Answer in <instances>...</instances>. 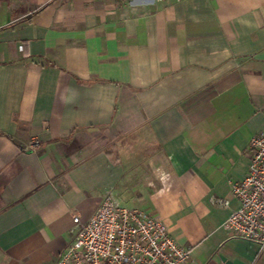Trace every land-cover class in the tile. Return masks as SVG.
Segmentation results:
<instances>
[{
  "label": "crops",
  "instance_id": "0c3cea01",
  "mask_svg": "<svg viewBox=\"0 0 264 264\" xmlns=\"http://www.w3.org/2000/svg\"><path fill=\"white\" fill-rule=\"evenodd\" d=\"M263 126L264 0H0V264H55L107 196L188 264H264L222 228Z\"/></svg>",
  "mask_w": 264,
  "mask_h": 264
},
{
  "label": "built area",
  "instance_id": "2783aa9c",
  "mask_svg": "<svg viewBox=\"0 0 264 264\" xmlns=\"http://www.w3.org/2000/svg\"><path fill=\"white\" fill-rule=\"evenodd\" d=\"M28 149L39 147L31 140ZM246 176L229 182L238 207L222 228L234 238L264 248V126L249 141ZM220 206L229 208L220 200ZM77 233L55 264H188L190 252L170 236L165 224L139 208L122 207L105 197L86 221L76 219Z\"/></svg>",
  "mask_w": 264,
  "mask_h": 264
},
{
  "label": "rangeland",
  "instance_id": "374dc122",
  "mask_svg": "<svg viewBox=\"0 0 264 264\" xmlns=\"http://www.w3.org/2000/svg\"><path fill=\"white\" fill-rule=\"evenodd\" d=\"M249 156H251L250 152H249ZM249 159H250V157H249Z\"/></svg>",
  "mask_w": 264,
  "mask_h": 264
}]
</instances>
